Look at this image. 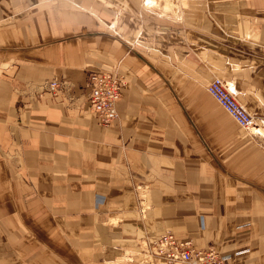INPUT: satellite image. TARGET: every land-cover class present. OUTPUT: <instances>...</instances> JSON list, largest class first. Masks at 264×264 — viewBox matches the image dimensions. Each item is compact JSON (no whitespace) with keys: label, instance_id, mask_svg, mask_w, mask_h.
<instances>
[{"label":"crops","instance_id":"1","mask_svg":"<svg viewBox=\"0 0 264 264\" xmlns=\"http://www.w3.org/2000/svg\"><path fill=\"white\" fill-rule=\"evenodd\" d=\"M98 70L124 81L108 125ZM215 77L264 115V0H0V264H90L168 230L264 264V138Z\"/></svg>","mask_w":264,"mask_h":264},{"label":"built area","instance_id":"2","mask_svg":"<svg viewBox=\"0 0 264 264\" xmlns=\"http://www.w3.org/2000/svg\"><path fill=\"white\" fill-rule=\"evenodd\" d=\"M86 79L88 109L100 124L108 125L118 118L116 106L124 86L123 78L115 70H98L90 71ZM45 85L55 94L60 83L50 80ZM206 90L239 126L264 136V116H254L247 111L220 79L212 80ZM152 244L153 253L161 264H226L224 256L214 248H196L189 241L177 239L169 231L155 238Z\"/></svg>","mask_w":264,"mask_h":264},{"label":"rangeland","instance_id":"3","mask_svg":"<svg viewBox=\"0 0 264 264\" xmlns=\"http://www.w3.org/2000/svg\"><path fill=\"white\" fill-rule=\"evenodd\" d=\"M214 79H220V78H213ZM221 80V79H220ZM212 81V80H211ZM210 81V82H211ZM224 84H226L223 80H221ZM209 82V83H210ZM208 83V84H209ZM207 84V85H208ZM206 85V86H207ZM227 85V84H226ZM206 86H205V91L207 93V95L212 98L213 100H215L212 96H210V94L207 92L206 90ZM231 91V90H230ZM233 94V93H232ZM234 96V95H233ZM220 106V105H219ZM221 107V106H220ZM222 108V107H221ZM253 114V113H252ZM228 115V114H227ZM254 116H264V115H256L253 114ZM229 116V115H228ZM230 117V116H229ZM231 118V117H230ZM232 119V118H231ZM237 124V123H236ZM239 126V125H238ZM241 127V126H240ZM249 134H254L251 131L247 130ZM263 133V132H262ZM261 136V135H260ZM263 136V135H262ZM264 137V136H263ZM169 231V230H168ZM166 231V232H168ZM171 233H173L172 231H169ZM165 233V232H163ZM161 233V234H163ZM159 234V235H161ZM174 234V233H173ZM159 235L151 238L150 240H147L146 242L138 245L137 247H134L133 249H124L122 250L121 254L119 255H112L114 252H109L107 253V256L105 257H101V258H97V260H95V262H91L90 264H161L159 258L157 256H155V254L153 253V244L152 241L159 237ZM175 235V234H174ZM176 237V235H175ZM177 238V237H176ZM178 239V238H177ZM181 241H189L190 244L196 248H200L197 247L191 240L187 239V240H182L179 239ZM214 248L215 250H217L219 252V250L217 248H215L214 246H207L204 248ZM220 253V252H219ZM221 254V253H220ZM222 255V254H221Z\"/></svg>","mask_w":264,"mask_h":264},{"label":"bare ground","instance_id":"4","mask_svg":"<svg viewBox=\"0 0 264 264\" xmlns=\"http://www.w3.org/2000/svg\"><path fill=\"white\" fill-rule=\"evenodd\" d=\"M166 1V0H165ZM170 1V0H169ZM152 6V5H151ZM157 6H158V4H157Z\"/></svg>","mask_w":264,"mask_h":264}]
</instances>
